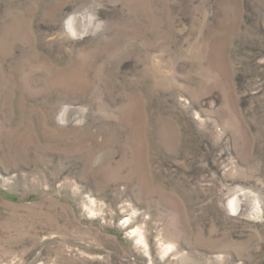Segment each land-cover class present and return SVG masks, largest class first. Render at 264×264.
Listing matches in <instances>:
<instances>
[{
	"label": "rangeland",
	"instance_id": "374dc122",
	"mask_svg": "<svg viewBox=\"0 0 264 264\" xmlns=\"http://www.w3.org/2000/svg\"><path fill=\"white\" fill-rule=\"evenodd\" d=\"M0 264H264V0H0Z\"/></svg>",
	"mask_w": 264,
	"mask_h": 264
},
{
	"label": "bare ground",
	"instance_id": "6f19581e",
	"mask_svg": "<svg viewBox=\"0 0 264 264\" xmlns=\"http://www.w3.org/2000/svg\"><path fill=\"white\" fill-rule=\"evenodd\" d=\"M77 23H78V21H77V19H71V21L69 22V28H70V31H72V32H74V33H76V31H78L77 30ZM66 114H65V112L62 114V119L64 118V117H66L65 116ZM68 118V117H67ZM231 208L234 210V211H238V209H239V203H238V198H235L234 200H232L231 201Z\"/></svg>",
	"mask_w": 264,
	"mask_h": 264
}]
</instances>
